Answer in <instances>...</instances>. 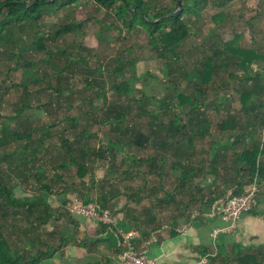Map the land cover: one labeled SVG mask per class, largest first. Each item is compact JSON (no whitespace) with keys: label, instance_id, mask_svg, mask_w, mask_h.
Listing matches in <instances>:
<instances>
[{"label":"rangeland","instance_id":"obj_1","mask_svg":"<svg viewBox=\"0 0 264 264\" xmlns=\"http://www.w3.org/2000/svg\"><path fill=\"white\" fill-rule=\"evenodd\" d=\"M144 1L151 6L152 11L161 10V8L173 10L176 5L174 0ZM184 4H186V1ZM197 8L199 10L198 16L194 17L192 15L182 18V20L189 21L191 24L190 32L193 34L194 29L196 34L191 35L177 46L172 52L173 55L167 53L166 56L168 78L172 79L173 88L187 96H192L195 93L192 83L184 75L195 66L197 61L201 60L203 55L210 56L215 50L222 52V44L230 42L233 38L241 37L237 44L240 49L248 52L253 51L264 56V0H235L232 2L207 0L201 2ZM115 9L116 5L107 9L95 0H79V4L71 3L65 6L60 13H44L39 21L40 31L38 34V36L45 37L47 51L44 52L36 50L33 44L35 34L29 27H25V29L20 27L18 30H14L11 38L0 42V112L2 115L0 117V129L4 123L11 124L13 129H24L26 119L30 118L33 125H37L34 131L35 142L30 145L34 149V145L39 144L38 138L44 130V126L50 124L55 118L52 111L58 110L60 115L65 113L67 115H80V124L93 133L82 145H87L88 151L91 152V158H94L95 161H103L102 167L97 168L96 173L100 176L105 173L106 178L104 181L111 182V184L113 182L117 183L111 180H115L116 176H120L122 169L130 170L134 168L130 158L145 159L149 151L152 153L154 151H152V148L139 150L135 146L125 144L122 152L108 149L107 153L110 159L107 156L99 158L97 156L99 141H105L111 135L113 137H115L114 134L117 135L116 132L110 130V125H103L101 122L96 121L97 118L103 119L105 111H107L106 109L102 110V106L106 108L109 104L114 103L113 107L117 109L120 105L131 104L132 109H130L131 112L127 116L126 126H124V129H127L123 130L125 135H129L133 127L135 128L134 134L144 132L151 135L152 131L157 132L160 130V123L167 124L173 118V116L170 117V112L164 115L163 111L157 106V100L163 99V96L170 94L172 91L167 84V77L164 76L163 70L166 61L158 58L156 52H153L150 48L149 38L142 28L137 26L129 30L126 22L117 21ZM218 14L223 16V22L221 25L219 24L220 26L214 27L212 17ZM127 19L125 20L127 21ZM66 24H79V29L55 37L61 26ZM210 33H213L212 37L209 35ZM18 48L22 50V57L19 60L10 59V54L18 52ZM228 58L231 62L238 63L236 58H231L229 55ZM16 66L19 67L16 68ZM117 67L122 68V73H117ZM56 69L62 70L61 78ZM250 70L253 75L262 73V68L257 64L251 65ZM230 72L231 69L227 73ZM145 73H150L154 78L142 77ZM227 73L221 74L219 78H214L213 85L207 88L208 96L205 100L204 115L211 120L209 133H212V137L217 140H221L223 134L217 130L215 124L222 118L224 111L227 109L237 111L241 107L236 99L237 95L234 93L237 84L227 78ZM238 77L241 79L242 74L240 73ZM36 78L43 79V82H35ZM124 78L130 80L133 87L130 95L119 94L115 88V85L119 84ZM174 80L175 83H172ZM235 81L238 80L235 79ZM88 83H91V85H88ZM48 84L51 87L59 86L67 93L51 101L53 110L50 112L42 105H40L42 107L38 105V103L47 104L50 98L49 94L53 93L49 89L50 87H47ZM260 84H264L263 78L260 79ZM40 86L48 89L40 93L39 98L41 101L35 99L36 106L34 108L25 110L17 116L16 120H12L10 116H13L21 106L22 99L28 94L29 96L36 94ZM144 93L148 98H152L151 102L150 99L143 97ZM102 94L107 97L103 99ZM216 96L225 98L221 105L219 103L221 100L215 101ZM137 98H140L139 102L136 101ZM70 104L74 106L67 107ZM143 108H145L146 113H144ZM216 109L219 112H216ZM147 111H150V113L147 114ZM110 112L113 116L114 112L112 110ZM30 113L34 114V117H31ZM182 120V124L188 126L187 116H184ZM64 123L69 128L65 134L69 135L70 138L79 134L81 128H77L76 133L70 128L71 121L65 120ZM118 126L116 125V128ZM262 127L264 128V126ZM59 128L51 130L52 134H46V140L50 139L52 141L55 139L54 141H58L57 137L60 133L57 129L59 130ZM192 129L189 128L188 132H194ZM107 130L111 132L108 133ZM151 136L152 138L155 137L154 135ZM5 139H7L6 144L0 147V158L4 154L5 156L8 155L13 150L22 151L26 143V141L13 139L12 135H8ZM210 140V138H207V141ZM223 145H225L224 142ZM228 145L230 146L231 143H228ZM158 150L162 152L161 149ZM163 150L165 151V149ZM65 152V149L62 150L59 156L60 160L67 156ZM43 153L48 154L47 151H43ZM104 153H106V150ZM63 155L65 156L63 157ZM125 155L128 162H122L124 160L122 157ZM8 158L10 157L8 156ZM174 159L176 160L175 157ZM107 165L109 168L113 167L112 173H109ZM15 169L18 171L17 168ZM141 170H144V168H141ZM16 171L7 168V165L1 164L0 178L5 179L7 182L2 181L9 184V176L17 175ZM67 171L71 172L72 170ZM9 185L10 188L14 183L12 182ZM28 189L35 190L36 188L33 185L29 186ZM100 205L102 204L100 203ZM110 207H107V209L112 211L113 209ZM139 208L142 209L143 206ZM162 208L165 209L166 207L163 206ZM7 219L10 221L6 224L16 223V220L12 217ZM21 223L19 222L17 226H22ZM9 230H11V227L6 228L4 231L11 245H13V249H18L26 256L28 253L35 254L38 248H46L36 241L32 242L33 245L26 246L21 242L24 240L23 235ZM44 233L47 239L50 230L47 229ZM32 235L35 234L33 233L28 237ZM225 263L236 264L230 258Z\"/></svg>","mask_w":264,"mask_h":264},{"label":"trees","instance_id":"obj_2","mask_svg":"<svg viewBox=\"0 0 264 264\" xmlns=\"http://www.w3.org/2000/svg\"><path fill=\"white\" fill-rule=\"evenodd\" d=\"M95 1L107 9H110L112 6L116 5L115 16L117 17V21L126 22L129 26V30H132L137 26L142 28L149 38L148 43L150 48L153 50V52H156L158 58L166 61L163 71L164 76L167 77V84L169 87H171L172 91L170 94L163 96V99L157 100V106L163 111L164 115H167L170 112V117L173 116L169 123H160V130L157 132H151V135L155 136L153 138L150 134L147 135L144 132L134 134V127L132 128L129 135H125L123 130L127 129H124V126H126L125 123L127 121V116L131 112L130 109H132V106H130L131 104L125 106L120 105L117 109H114V103L109 104L106 108L102 106L101 109H106L107 111H105L103 119L97 118L96 121L101 122L103 125H110V130L114 133L116 132L117 135L113 133L115 136L113 137L110 134L111 136L105 141L99 142L97 153L99 158H105V156H107V158L110 159L107 150L112 149L114 151L122 152V148L125 144L135 146L139 150H147L153 147L152 151H154V153L149 151V154L147 157H145V159L142 158L136 160L135 157L130 158V162H132L133 167H136L137 169L144 168V170L137 171L138 173L141 172V174L143 173L147 175H160L162 172L164 173L165 163H167L165 162L166 155H168L167 151H170V153L173 152L175 155H177V158L187 162L184 165H182V163L178 164L180 165L181 169H183L181 176H191L196 173V168L194 167L193 162H191L192 160L189 157V153L182 150V145L185 146L189 144L191 147L192 140L195 136L202 138L207 136L209 133L211 120L208 118V116L206 117L204 115L206 105L205 100L208 96L207 88L213 85L214 78H219L221 74L227 73L229 69H231V72L227 73V78L231 82L237 84L234 93L237 95L236 99L241 107L237 111H231L230 109H227L224 111L222 118L218 120L216 124L214 123L217 130L226 137L223 148L235 150V146H237L242 139H248L249 141L252 137L251 133L255 134L259 127L264 126V84H260V79H264V56L253 51H244L237 47L241 37H235L230 42L222 44V52L215 50L210 56L206 54L203 55L201 60L197 61L195 66H193V68L188 71L186 75H184L185 78L189 80L190 83H192L193 91L195 93L194 95L187 96L184 93H180L179 90L173 88V84H171L172 79L168 78L167 53H171V55H173L172 52L177 46H179L191 35L196 34L194 29L193 34L190 32L191 24L189 21L187 22L186 20H182V18L184 16H198L199 10L197 6L200 5L201 2L207 0H180L179 3L178 0H174L176 5L173 10L161 8V10L156 11H152L151 6L146 4L144 0ZM185 1L186 4H184ZM221 1L232 2L235 0ZM71 3L79 4V0H0V42L4 39L8 40L11 38L14 30H18L20 27L24 29L25 27H29L35 34V41L33 44L36 50L39 52L47 51L45 37L38 36L40 31L39 21L44 13H60L65 6ZM178 8H180V10ZM126 18H128L127 21L125 20ZM222 19L223 16L219 14L212 17L214 27L220 26L223 22ZM78 29L79 24L63 25L56 32L55 37L75 32ZM209 35L212 37L213 33H210ZM18 49V52L10 54V59L19 60L22 57V50L20 48ZM228 55L231 58H236L238 63L231 62L228 58ZM254 64H257V66L262 68V73H260V75H253L252 71L250 70L251 65ZM31 65L33 64L31 63ZM18 67L19 66H16V68ZM56 70L60 74L59 77L61 78L62 70ZM116 70L117 73H122L121 67H117ZM240 73L242 74L241 79L238 77ZM142 77L154 78V76H152L150 73H145ZM235 79L238 81L236 82ZM35 82H43V79L36 78ZM172 83H175V80ZM88 85H91V83H88ZM47 87H50L49 89L52 90L53 93L49 94L50 98L47 104L38 103V105H42L43 108H47V111L50 112L53 110L51 101H54V98H59L60 95H66L67 93L59 86L51 87V85L48 84ZM47 87L43 88L40 86L36 94H32L31 96H29V94L26 95L22 99V104L16 110L12 120H16L17 116L25 110L34 108L36 106L34 103L35 99L36 101H41L39 98L40 93L43 92V90H48ZM115 88L117 89V93L125 95H130L133 90L130 80L125 78L119 84L115 85ZM26 90H28V88H26ZM102 96L103 99L107 97L104 94H102ZM143 97L148 98L145 93L143 94ZM151 99L149 100L150 102ZM224 99L225 98H220V96L215 97L216 102L221 100L219 102L220 105ZM136 101L139 102L140 98H137ZM72 106L74 105H67V107L70 108ZM219 108L221 107L219 106ZM111 110L114 112L113 116H111ZM143 110L144 113H146L145 108H143ZM52 112L54 113L55 118L52 122H50V124L44 126V130L42 131L43 139L47 132L50 133V131L54 128L56 129L60 127L59 130L57 129V131L60 133L57 138L61 146L65 148V154L67 155L66 157L71 156L70 159L62 160L63 162L59 165V168L69 165L70 163L68 161H73L75 163L76 161H79V159L80 161H83L89 156V151L87 149H83L84 147H82L80 144L83 138H88L92 136L93 133H91L87 127L84 128L80 124V115H67L66 113L60 115V111L58 110ZM216 112H219L218 109H216ZM148 113H150V111H147V114ZM1 116L2 115L0 112V117ZM184 116H187L188 118V126L182 124V118ZM65 120L72 122L70 128H72V130H74L76 133L77 128H81L79 134L76 135L74 139H71L69 135L65 134L69 129L66 123L63 124ZM116 125L119 126L116 128ZM36 127L37 125H33L32 121H30V118H28L26 119V126L24 129H13L11 124L8 125V123H4L0 129V146L6 144L7 139L5 138L8 135H12L13 139L17 141H26L23 150L21 152L19 151L18 155L9 152L10 158H8L7 155H4L2 158H0V161H6L8 163V168L14 171H16L15 168H17L18 171L16 172L19 176L18 178L23 180H27L29 177L27 172H29L31 169L30 162L33 160L36 161L38 159L37 152L44 148H42L43 145L39 147L38 145H34V149L30 147V145L35 142L34 131ZM189 128H193L192 130H194V135L188 132ZM110 130H107V132H111ZM38 139H41V135ZM163 140H165V142ZM185 140L187 143H185ZM169 142L174 143L172 149L168 147ZM228 143H231V145L229 146ZM71 144H73V147H71ZM158 149H161L160 151L162 152H159ZM163 149H165V151ZM105 150L107 155L104 153ZM26 152H28V157H23L22 154ZM15 155L17 158L15 157L14 160L13 158ZM260 155H264V149H261L259 145L254 143L250 148L243 150L238 156V158L241 159L248 168V174L250 175L248 183L253 181V177L256 172L258 174L259 182L263 181L262 175L264 171L257 167V160ZM64 156L65 155H63V157ZM122 158H124V160L121 159L122 162H128L126 161V155ZM175 168H178V166L176 165ZM78 169L81 171V173H83V164H78ZM112 172L113 167L109 168V173ZM127 172L130 174L132 173L131 169L130 171H128V169L127 171L126 169H122L120 175L126 174ZM40 186L41 187L37 189L38 194L34 193L32 196L16 197L14 192L7 187L2 179H0V264H41L45 260L52 259L57 252V248L53 247L49 243H43L44 240H42L40 237V241L43 244H46V248H38L35 254L28 253L26 256V254H23L18 249H13V245H11V242L7 238V235L4 231L9 227H11L12 231H20L17 225L19 222H23L24 219L30 223L31 228L28 230L32 234L34 231L38 232L37 229L39 227L48 225L51 220H57L55 211L51 208V204L48 202V195L53 193L50 185L42 182L40 183ZM43 186L48 190L44 189ZM244 193L242 192L241 194ZM116 195L117 193H115L112 197ZM133 196V194L130 197L127 196V199H132L134 198ZM165 197L168 196L166 195ZM164 201L165 200L163 199L161 203ZM106 202V200L100 199L90 202V200L87 199L83 203H85V205H88L89 203H96L101 206L102 209L107 210L106 207H108V204ZM100 203L102 205H100ZM68 211L70 212L69 207L68 210L66 209V212ZM10 217L16 220L15 224H6L9 222V219L7 218ZM35 222L37 224H35ZM102 226L106 229H112L114 235L113 240L117 246V240L121 237H119L117 234L115 226H109L105 224H102ZM29 243H32V241L29 240ZM29 243H27V245ZM233 253L234 254L232 257H230V259L232 258L236 264H264V251L254 254H243L242 251L236 250ZM225 254V252L220 250L219 254L216 253V256L211 258V263L214 264L218 259L225 263L226 260L229 259H227ZM205 255H208V253Z\"/></svg>","mask_w":264,"mask_h":264},{"label":"crops","instance_id":"obj_3","mask_svg":"<svg viewBox=\"0 0 264 264\" xmlns=\"http://www.w3.org/2000/svg\"><path fill=\"white\" fill-rule=\"evenodd\" d=\"M30 114L34 117V114ZM263 129L261 126L258 132L251 133L249 141L242 139L235 146V150L223 148L226 138L224 134L221 140L212 137V133L202 138L195 136L191 147L189 144L182 145V150L189 153L196 168V173L191 176H181L183 169L178 164L184 165L187 162L167 151L164 173L141 174L137 172L141 168L134 167L131 174L127 172L116 176L115 180L112 179L111 181L117 182L113 184L104 181L105 173L102 176L97 175L96 169L102 167L103 161H95L90 157L91 152H88L89 156L83 158V161H68L69 165L59 168L63 162L59 156L65 148L59 140H46V136L43 139L41 133L38 147L43 145L45 150H39L38 159L30 162L28 179L23 180L18 175L9 176L8 181L14 183L10 188V183L2 180L6 181L4 183L16 197L38 194L37 189L42 182L50 185L53 193L48 195V202L55 211L57 220H51L48 225L39 227L38 232H33L35 235L28 237L31 235L28 230L31 225L23 219L18 231L24 237L21 242L25 245L29 240L40 245L46 242L58 249L52 259L41 264H122L121 251L124 247L120 243L121 238H118L117 246L115 245L112 229H106L97 220L76 211L66 212L75 200L85 202L88 199L91 202L100 199L106 200L108 207H113H110L112 211L107 207L106 209L115 220L114 226L119 237L120 233H135L130 241L134 253L153 259L156 264H196L199 257L206 253L219 254L220 250L226 253L227 259L236 250L243 254L260 253L264 251V173L263 181L259 183L261 193L252 212L242 216L232 232L221 233L216 238L212 234L216 228L230 225L227 218L215 214L217 207L228 198L248 190V168L238 156L254 143L264 149ZM190 133L194 135V132ZM207 138L211 140L207 141ZM85 140L87 137L82 139L81 146L86 150L87 145H82ZM48 141L50 142L47 143ZM173 146V142L168 143L171 149ZM13 151L10 152L18 155V150ZM43 151L48 154L45 155ZM22 156L28 157V152ZM15 157L17 156H14V160ZM56 159L59 161H54ZM1 164L8 168L6 161H0ZM78 164H83V173L78 169ZM176 165L178 168H175ZM257 167L264 171V155L258 157ZM119 183L121 185H116ZM33 185L35 190L28 189ZM115 193L117 195L112 197ZM132 194L134 198L127 199ZM163 199L165 201L161 203ZM140 206L143 208H139ZM163 206L166 208L163 209ZM163 211L166 213L162 214ZM47 229L50 230V235L46 239L44 232ZM40 237L44 240L43 243ZM214 264L225 263L218 259Z\"/></svg>","mask_w":264,"mask_h":264},{"label":"built area","instance_id":"obj_4","mask_svg":"<svg viewBox=\"0 0 264 264\" xmlns=\"http://www.w3.org/2000/svg\"><path fill=\"white\" fill-rule=\"evenodd\" d=\"M260 193V186L257 182V177L255 176L254 181L250 184L248 190L244 194L232 196L222 205L218 206L215 214L227 218L230 225L225 228H216L213 231L212 236L216 238L221 233L232 232L240 218L245 214L250 213L257 205ZM69 207L71 211H76L83 216L97 220L101 224L109 226L115 225V220L112 217V214L108 210L102 209V207L96 203L85 205L82 201L75 200ZM120 236L121 244L124 247L121 251L122 264H156L153 259L134 253L130 241L135 236V233H120ZM215 256L216 253L201 256L196 261V264H212L211 258Z\"/></svg>","mask_w":264,"mask_h":264},{"label":"clouds","instance_id":"obj_5","mask_svg":"<svg viewBox=\"0 0 264 264\" xmlns=\"http://www.w3.org/2000/svg\"><path fill=\"white\" fill-rule=\"evenodd\" d=\"M255 176L257 177V182H258V184H259L260 182H259V180H258V174H257V172L255 173V175H254L253 178H255ZM253 181H254V179H253ZM253 181H251L250 184H251ZM250 184L248 185V188H249ZM259 186H261V185L259 184ZM240 195H242V194H240ZM235 196H237V195H235ZM259 196H260V195H259ZM254 208H255V207H254ZM251 212H252V211H251ZM251 212H250V213H251ZM248 214H249V213H248ZM245 215H246V214H245Z\"/></svg>","mask_w":264,"mask_h":264},{"label":"water","instance_id":"obj_6","mask_svg":"<svg viewBox=\"0 0 264 264\" xmlns=\"http://www.w3.org/2000/svg\"><path fill=\"white\" fill-rule=\"evenodd\" d=\"M180 0H178V3H179ZM180 10V8H178Z\"/></svg>","mask_w":264,"mask_h":264}]
</instances>
